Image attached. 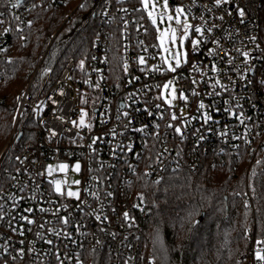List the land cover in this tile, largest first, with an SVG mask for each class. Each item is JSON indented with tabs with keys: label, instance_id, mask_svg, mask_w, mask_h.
I'll return each mask as SVG.
<instances>
[{
	"label": "built area",
	"instance_id": "obj_1",
	"mask_svg": "<svg viewBox=\"0 0 264 264\" xmlns=\"http://www.w3.org/2000/svg\"><path fill=\"white\" fill-rule=\"evenodd\" d=\"M63 1L0 0V83L8 51L24 40L32 10ZM180 1L193 28L202 29L195 32L202 43L192 46L176 72L166 71L159 44L137 20L139 5L115 8L109 2L94 10L100 29L86 62L70 58L55 82L47 79L35 90L39 67L30 71L17 96L11 138L0 154V264H91L95 252L106 250L111 254L106 264H142L137 242L145 204L137 197L138 180L160 181L206 158L225 162L261 141L264 0ZM116 25L124 35L117 48L109 46ZM168 79L178 83L172 106L162 92ZM29 114L38 128L24 141ZM205 115L211 117L207 122ZM169 124L180 127L183 137ZM61 164L67 169L60 171ZM72 173L78 184L66 182ZM55 181H61L60 193ZM71 187L79 190L78 198L67 195ZM256 241L242 264H264L255 258L262 246Z\"/></svg>",
	"mask_w": 264,
	"mask_h": 264
},
{
	"label": "trees",
	"instance_id": "obj_2",
	"mask_svg": "<svg viewBox=\"0 0 264 264\" xmlns=\"http://www.w3.org/2000/svg\"><path fill=\"white\" fill-rule=\"evenodd\" d=\"M106 2L115 8L139 5L137 20L159 44L141 0H64L55 8L36 6L24 40L8 51L7 73L0 83V149L13 127L17 96L27 87L30 71L39 67L35 90L47 79L55 82L70 58L86 62L100 29L94 10ZM115 28L109 46L117 48L124 35ZM261 38L264 42V12ZM37 128L29 114L22 139H30ZM240 154L214 164L206 158L196 167L168 172L160 181L138 180L137 197L145 204L137 242L142 264H242L246 250L264 238V132L260 142L245 146ZM109 255V250L95 252L91 264H106Z\"/></svg>",
	"mask_w": 264,
	"mask_h": 264
},
{
	"label": "snow or ice",
	"instance_id": "obj_3",
	"mask_svg": "<svg viewBox=\"0 0 264 264\" xmlns=\"http://www.w3.org/2000/svg\"><path fill=\"white\" fill-rule=\"evenodd\" d=\"M142 2H143V5H144V8L148 9L149 0H142ZM217 2H219V0H217ZM16 6L17 5H15V4L13 5V7H16ZM81 7H83V5H81ZM151 7H152L153 11H149L148 12V16H149V18H151L152 23L155 25L156 22H157L156 15L154 14V11L156 9V4H152ZM163 7H164V9L166 11L167 8H168V0H165V4L163 5ZM183 12H184V9L178 7V8H176L177 15L175 17H173L172 15H168L166 18H167L168 21L175 20V23L177 25H180L182 23L181 15L183 14ZM239 14H240V16H243L244 12L241 10ZM159 18H160L161 22H164L165 16L163 14H161ZM186 20H187V17H185V22L183 23V26H182V35H181L180 40H179V44H180L181 47L183 46L184 41L188 38L189 29L193 27L192 25L188 24L186 22ZM5 31H7V30H5ZM157 31L159 32V36H158L159 47L163 50V53L165 54V55L161 56V62H162L163 65H167L166 71L176 72L177 68L181 65L182 54H181L180 51L172 52L171 49L168 47V43H169V41H171V44L173 46H175L177 44V28L172 27L171 25H169L168 27L164 28L163 31H160L159 29H157ZM194 31L197 32V33H200V32H202V29L200 27H195ZM208 31H211V29H209ZM201 43H202L201 40H193L192 44L194 46V50ZM186 55H187V53H184V56H186ZM244 55L247 56L248 54L244 53ZM172 60L175 61V65H176L175 67H173L172 63L170 62ZM139 63L141 65H143L145 63V58L143 56H141L139 58ZM159 69H160V65H157L152 70L153 71H158ZM172 83H173V81L169 80L166 84H164V89L165 90L169 89V87L172 85ZM193 83H196V82L193 81ZM219 83L220 82L217 80L216 84L219 85ZM193 95H198V93L193 91ZM171 96H172L173 100L176 99V90H175V88H172ZM180 99L186 100L187 97L183 93H181L180 94ZM166 103L171 105L172 100H166ZM157 107H159V106H157ZM199 108L200 109L205 108V105H204L203 102H201L199 104ZM84 115H86V114L83 113V111H82L81 119H80V126H84ZM125 115H127V113H125ZM171 119L172 120H177L178 117L175 114H173ZM204 119H205V122H207L208 120L211 119V117L208 116V115H205ZM73 123L75 124V122H73ZM168 127H174V126L172 124H169ZM174 131L178 135L183 137V132L181 131L180 127H174ZM95 142L96 141L93 140V143H95ZM89 147H91V145ZM58 167H59L60 171H64V170L67 169L68 166L65 165V164H61ZM75 170L76 171L80 170V165L78 163L75 165ZM51 172H52V169H51V167H49L48 173L51 174ZM74 183L78 184L79 181H74ZM55 184H56V191L58 193H60L61 192V187H60L61 181H55ZM67 195L69 197H77V198L79 197V193L78 192H73L71 190H69L67 192ZM28 211H32V210L28 209ZM41 211H44V209H41ZM124 217H125V219H128V213L127 212L124 213ZM23 219H27V217H23ZM97 219H99V217H97ZM28 223H33V221L28 220ZM64 223H68L67 219L64 220ZM49 243H51V241H49ZM256 243L258 245H262V246L257 248V250L255 252V258H256L257 261L264 262V240H257Z\"/></svg>",
	"mask_w": 264,
	"mask_h": 264
},
{
	"label": "rangeland",
	"instance_id": "obj_4",
	"mask_svg": "<svg viewBox=\"0 0 264 264\" xmlns=\"http://www.w3.org/2000/svg\"><path fill=\"white\" fill-rule=\"evenodd\" d=\"M141 3H142V6L144 7L142 0H141ZM152 4H156V9L154 11V14L156 15V18H157V22H156L155 26H156V38H157L158 43H159V40H158L159 32L157 31V29H159L160 31H163L164 28L168 27L169 25H171L172 27L177 28V44L175 46H173L171 44V41H169L168 47L171 49L172 52H176V51H180L181 52V54H182L181 64H183L184 62H186L188 60L190 50H191V48L193 46L192 41L193 40H198L197 36L195 35L194 28L192 27V28L189 29L188 38L184 41L183 46L181 47L180 44H179V40H180V37L182 35V26H183V23L185 22V17H187L186 22L188 24H190V25L193 26V20H192V18L185 11V9L183 8L180 0H178V4H176V5H172L170 3V0H168V8H167L166 11H165V9L163 7V5L165 4V0H149V7H148V9H145L144 8L146 10V12H147V16H148V12L149 11H153V9L151 7ZM178 7L184 9L183 14L181 15V21H182V23L180 25H177L175 23V20L168 21L167 18H166L168 15H172L173 17H175L177 15L176 8H178ZM161 14H163L165 16L164 22H161L160 21V18L159 17H160ZM148 18H149V16H148ZM149 19H151V18H149ZM161 52H162L163 55H165L163 53V50L162 49H161ZM184 53H187V55L184 56ZM170 62L172 63L173 67L176 66L174 60H172ZM169 80H171V79H168L165 82V84ZM171 81H173V83L169 87V89L165 90L164 89V86H163V90H162L163 96L165 98V102H166V100H172V103H171L170 106H172L174 104V101H175V99L174 100L172 99L171 90H172V88H175V90H176V97H177V89H178V83L176 81H174V80H171ZM166 104H168V103H166ZM12 129H13V127H12ZM12 129H11V132H10L7 140L5 141V143L3 144V146L0 149V154L4 150L5 146L7 145V143L9 142V140L11 138ZM76 178H77L76 175H73V173H72V177L69 178V179H67L66 182H69L71 185H73L74 184V181H76ZM70 190L73 191V192H78L79 193V190L74 189L72 187L70 188Z\"/></svg>",
	"mask_w": 264,
	"mask_h": 264
},
{
	"label": "water",
	"instance_id": "obj_5",
	"mask_svg": "<svg viewBox=\"0 0 264 264\" xmlns=\"http://www.w3.org/2000/svg\"><path fill=\"white\" fill-rule=\"evenodd\" d=\"M170 3H171L172 5H175V4H176L175 0H170ZM203 216H204V214L201 215V217H203Z\"/></svg>",
	"mask_w": 264,
	"mask_h": 264
}]
</instances>
